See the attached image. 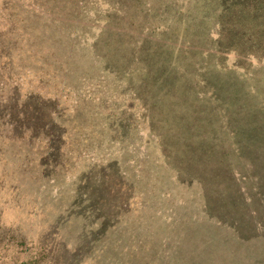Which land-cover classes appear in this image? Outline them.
Wrapping results in <instances>:
<instances>
[{"label": "rangeland", "instance_id": "rangeland-1", "mask_svg": "<svg viewBox=\"0 0 264 264\" xmlns=\"http://www.w3.org/2000/svg\"><path fill=\"white\" fill-rule=\"evenodd\" d=\"M134 2L0 0V264H264V66L230 51L242 14Z\"/></svg>", "mask_w": 264, "mask_h": 264}, {"label": "trees", "instance_id": "trees-1", "mask_svg": "<svg viewBox=\"0 0 264 264\" xmlns=\"http://www.w3.org/2000/svg\"><path fill=\"white\" fill-rule=\"evenodd\" d=\"M138 0H135L134 2V7L136 6V2ZM149 1V0H146ZM167 1V0H166ZM217 1L220 0H214V6L215 7H235L232 11L236 13V15H238V12L240 14H242L241 16H239V21H236V23H234V28L231 27V32L230 34L233 36L234 34H237V41H233V48L230 50L231 53H241V52H248L249 53V57H242L240 58V62H242L243 66H246V60L248 58V60L250 61H254L257 60L258 64H254V66H259L262 67L264 66V0H229L231 2V5H221L218 4ZM172 4H167L168 6L171 7H187L188 5H176L175 3H173V0H171ZM145 7H147V4H144ZM200 6V5H198ZM124 7H130L128 5V3L124 4ZM207 7H211L210 5H207ZM222 21V20H221ZM115 27H113L114 29ZM106 30V29H105ZM240 36V37H239ZM134 38L135 35L132 34L131 35V42H134ZM215 43L214 45L219 46L221 44V40L220 39H215L214 40ZM96 42V41H95ZM140 47L142 50L138 51L137 53H144L147 52L148 49L138 46ZM214 50H216L215 46H214ZM132 51L136 52L137 48L132 49ZM136 53V54H137ZM225 73H229L228 70ZM223 73V74H225ZM255 75L254 73L251 74V76ZM149 84V83H148ZM151 96H156L150 92H148ZM134 101V100H133ZM135 103H137L136 101H134ZM131 102V103H134ZM132 107H135V105H133ZM233 125L230 122V117H228L227 119V126L226 128H228V126ZM34 127H32L33 129ZM29 129L25 132V140L30 141V139H32V144L35 143V138L40 139V137L37 136V132L35 130ZM174 128H168L169 131H172L175 134H178V131H174L172 130ZM170 135V134H169ZM176 139V145L179 147H185L184 142L182 140V137L180 136H175ZM164 141V140H163ZM34 150H37L38 147L35 146L33 147ZM170 157V154H168Z\"/></svg>", "mask_w": 264, "mask_h": 264}]
</instances>
